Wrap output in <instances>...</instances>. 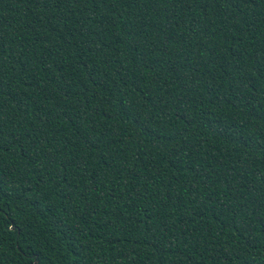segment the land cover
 I'll list each match as a JSON object with an SVG mask.
<instances>
[{"label": "trees", "instance_id": "obj_1", "mask_svg": "<svg viewBox=\"0 0 264 264\" xmlns=\"http://www.w3.org/2000/svg\"><path fill=\"white\" fill-rule=\"evenodd\" d=\"M0 264H264V0H0Z\"/></svg>", "mask_w": 264, "mask_h": 264}]
</instances>
